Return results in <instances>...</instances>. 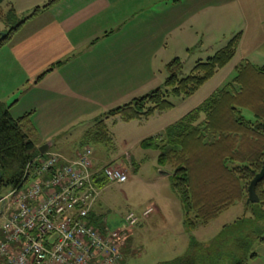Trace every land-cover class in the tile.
I'll return each mask as SVG.
<instances>
[{
    "label": "rangeland",
    "instance_id": "obj_1",
    "mask_svg": "<svg viewBox=\"0 0 264 264\" xmlns=\"http://www.w3.org/2000/svg\"><path fill=\"white\" fill-rule=\"evenodd\" d=\"M189 2H191L189 6L179 7L168 17L164 13L162 3L158 5L159 36L156 44L152 42L156 48L151 47V55L149 48H144L136 65L130 60L125 61V54L112 55L113 60H118L119 64L110 62L109 55H102V60L96 65L91 63L79 66L78 72L72 77L73 81H135L141 93L138 97H141L156 88L164 87L169 76L167 65L175 58L182 62L183 68L179 77L184 78L191 73L199 60H206L223 48L230 39L240 36L236 55L230 64L218 70L216 75L195 94L181 98L169 97L174 107L162 113L163 123L169 124L179 121L183 115L200 106L215 91L232 81L236 74L233 69L240 62L242 64L239 67L246 62L258 64V67L264 66V0H254L250 6L238 0H222L223 4L219 6L210 5L206 3L207 0H204V3L198 0ZM13 3H17L15 8L17 9L20 0H0L1 34H6L20 24L26 16L20 8L15 10ZM181 8L184 18L177 22L173 17L180 14L177 11ZM161 32L166 33L161 36ZM112 39L115 38L110 37V40ZM252 79L264 81L258 80L257 77ZM0 88L8 91L14 86L6 87L5 84H1ZM110 89L108 93L96 98L93 107L88 109L85 115L78 117L75 125L53 135L47 141L43 135L35 133L32 137L34 142L43 145L53 141L51 150L65 154L75 152L82 145L85 132L93 127L98 118L133 99L127 95L130 87L114 86ZM243 115L254 120L253 113L248 109H243ZM157 119L149 118L148 122L145 119L125 122L118 117L109 118L106 124L112 135V144H89L96 164H101L107 159H116L118 165L126 167L120 168L129 174L127 182L109 184L102 189L96 209L105 218L107 228L117 230L123 227L124 218L130 211L142 216L146 209L150 207L154 209L146 218H142L145 223L138 228V234H131L134 239L128 241V249L124 254L123 248L127 245L125 241L121 249V264H160L172 261L186 253L191 237L215 249L213 242L216 239L224 235L227 237L240 235L241 229L244 233L250 234L252 239L248 252L242 254L246 264H264V213L259 203H247L248 190L241 202L223 212L215 220L199 224L194 230L185 225L182 203L171 184L172 167L162 168L157 162L158 152L145 150L140 146L141 141L138 143L140 139L152 137L149 135L151 130L148 125H154ZM53 128L49 127L46 131H52ZM132 160L140 166L138 170H133L129 165V161ZM161 172L169 173V176L160 179ZM11 188L1 187L0 196L7 194ZM230 225L228 232H223L224 226ZM1 226L0 218V230ZM252 253L257 254L255 259L251 258ZM219 264H235V259L233 260L230 255H224Z\"/></svg>",
    "mask_w": 264,
    "mask_h": 264
},
{
    "label": "trees",
    "instance_id": "obj_2",
    "mask_svg": "<svg viewBox=\"0 0 264 264\" xmlns=\"http://www.w3.org/2000/svg\"><path fill=\"white\" fill-rule=\"evenodd\" d=\"M59 0H51L48 8ZM37 7L25 20L35 16ZM24 22V21H23ZM22 22L11 28L1 38L0 45L8 42L21 27ZM240 36H235L206 60H199L191 73L180 78L183 68L179 58L167 65L168 78L164 87L135 98L111 109L98 118L93 127L83 135L82 147L91 143L111 145V132L106 124L109 118L125 122L147 119L174 107L169 97H189L195 94L216 72L235 57ZM59 62L54 66L61 65ZM49 69L43 73L41 79ZM264 66L249 62L241 65L232 81L215 91L200 106L185 114L163 133L140 142L141 148L158 152L157 162L162 167H172L171 184L178 194L184 210V223L194 230L207 224L221 213L241 202L252 179L261 171L264 162ZM248 109L254 120L243 115ZM28 115L14 118L0 101V188L17 186L26 165L40 152L32 139ZM105 183L99 186L105 187ZM259 204L264 213V180L257 186ZM103 217L96 210L92 222L103 228ZM230 226H224L228 232ZM251 233V232H250ZM254 234V232H253ZM252 239L244 233L234 237L216 239L215 249L191 237L183 256L160 264H219L224 255H230L235 264H246ZM252 253L251 258H255Z\"/></svg>",
    "mask_w": 264,
    "mask_h": 264
},
{
    "label": "crops",
    "instance_id": "obj_3",
    "mask_svg": "<svg viewBox=\"0 0 264 264\" xmlns=\"http://www.w3.org/2000/svg\"><path fill=\"white\" fill-rule=\"evenodd\" d=\"M49 1L20 0L17 9L24 11L26 16L11 39L0 45V85L14 86L8 91L0 90V101L9 108L12 117L28 115L32 137L35 133L40 134L46 141L75 125L78 117L93 107L96 98L108 93L114 86L130 87L127 95L133 99L141 94L135 81H73L72 77L78 72L79 66L91 63L96 65L102 60V55H109L110 62L119 64L118 60H113L112 55L120 53L125 54V61L130 60L136 65L144 48H149L150 55L151 47L156 48L152 42L156 44L159 36L158 5L162 3L168 17L179 7L191 4L189 0H59L48 8H42ZM198 1L204 3V0ZM207 1L215 6L223 4L222 0ZM238 1L250 6L254 0ZM16 6L17 3H13L14 9ZM37 7L42 9L25 20ZM182 10L177 11L180 12L177 17H173L177 22L184 18ZM165 33L161 32V36ZM110 37L115 39L110 40ZM59 62L62 64L55 67ZM240 64L234 67L235 72ZM49 69L52 70L39 79ZM163 114L149 117L158 118L154 125H148L152 137L163 133L175 123H163ZM49 127L54 128L47 132ZM36 146L39 148L41 145ZM81 148L82 145L70 154L58 152L73 158ZM92 162L97 167L113 162L126 169L118 165L116 159L96 164L92 158ZM129 165L133 170L140 167L133 160L129 161ZM168 176L160 173V179ZM95 210L102 215L96 207ZM143 223L145 221L141 220L138 226L128 230L124 254L128 249V241L134 239L131 234H138L137 230Z\"/></svg>",
    "mask_w": 264,
    "mask_h": 264
},
{
    "label": "built area",
    "instance_id": "obj_4",
    "mask_svg": "<svg viewBox=\"0 0 264 264\" xmlns=\"http://www.w3.org/2000/svg\"><path fill=\"white\" fill-rule=\"evenodd\" d=\"M127 171L114 163L97 167L92 148L73 158L58 151L39 153L25 167L20 183L0 196V264H121L128 230L142 216L128 212L123 227H96L92 215L104 187L123 184Z\"/></svg>",
    "mask_w": 264,
    "mask_h": 264
},
{
    "label": "water",
    "instance_id": "obj_5",
    "mask_svg": "<svg viewBox=\"0 0 264 264\" xmlns=\"http://www.w3.org/2000/svg\"><path fill=\"white\" fill-rule=\"evenodd\" d=\"M5 34L1 35V38L4 37ZM53 146V141H49L39 147V152L40 153H45L48 150H50ZM165 175H169V173L163 172ZM2 175L0 173V179ZM264 180V162L261 171L252 179L248 186V198H247V203H259L260 198L259 195L257 194V186L260 182Z\"/></svg>",
    "mask_w": 264,
    "mask_h": 264
}]
</instances>
